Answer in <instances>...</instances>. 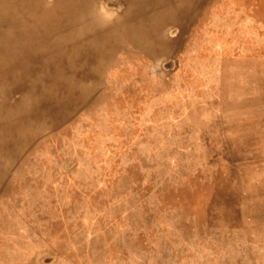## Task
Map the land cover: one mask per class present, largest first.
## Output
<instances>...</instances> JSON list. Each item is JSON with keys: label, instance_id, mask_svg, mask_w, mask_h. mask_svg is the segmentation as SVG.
Listing matches in <instances>:
<instances>
[{"label": "rangeland", "instance_id": "rangeland-1", "mask_svg": "<svg viewBox=\"0 0 264 264\" xmlns=\"http://www.w3.org/2000/svg\"><path fill=\"white\" fill-rule=\"evenodd\" d=\"M213 1L179 52L111 68L105 127L94 111L76 118L80 131L71 124L47 139L70 196L78 157L64 159L63 148L96 169L81 184L90 207L75 205L54 240L43 233L41 264H264V14L251 35H230V0ZM159 64L164 84L152 80ZM135 67L150 78L132 85L148 91L137 110L122 87Z\"/></svg>", "mask_w": 264, "mask_h": 264}, {"label": "bare ground", "instance_id": "bare-ground-1", "mask_svg": "<svg viewBox=\"0 0 264 264\" xmlns=\"http://www.w3.org/2000/svg\"><path fill=\"white\" fill-rule=\"evenodd\" d=\"M213 2L0 0V264H41L46 242L43 233H52L54 240V232L69 226L75 205L90 207L81 184L96 167L90 166L86 153L63 148L64 159L74 152L78 157L74 175L80 191L70 196L65 178L54 176L57 159L47 139L94 111L98 113L96 124L105 127L107 119L102 115L111 95L107 88L111 68L130 57L157 61L179 52L187 40L185 34L193 25L198 29L196 22L206 18ZM108 3L114 6L110 8ZM203 9L205 14L200 15ZM169 25L176 27L173 32ZM162 67L154 66L151 77L164 84L167 74ZM135 68L132 82L122 86L127 106L136 103L134 98L141 92L148 94L132 87L150 81ZM240 90L241 96L250 93L246 88L243 93ZM127 96L134 97L128 102ZM232 99L230 105H234ZM134 107L137 110L138 104ZM85 122L80 119L74 128L80 131ZM59 215L66 218L64 225ZM24 219L30 227L23 226ZM28 232L35 236L36 249L26 248ZM63 240L60 245L65 247L67 240ZM63 261L67 263L65 258Z\"/></svg>", "mask_w": 264, "mask_h": 264}, {"label": "crops", "instance_id": "crops-1", "mask_svg": "<svg viewBox=\"0 0 264 264\" xmlns=\"http://www.w3.org/2000/svg\"><path fill=\"white\" fill-rule=\"evenodd\" d=\"M230 2V3H229ZM228 7H230V35H251L250 25L260 24L262 22L261 16L264 14L262 11L264 5L260 0H230ZM263 7V9H262ZM237 8V9H236ZM185 35H198L197 30L190 31ZM258 35H264V32H258ZM23 226L30 227L27 219H24ZM27 232V231H26ZM27 249H36L38 244L35 240L34 234L25 233Z\"/></svg>", "mask_w": 264, "mask_h": 264}]
</instances>
